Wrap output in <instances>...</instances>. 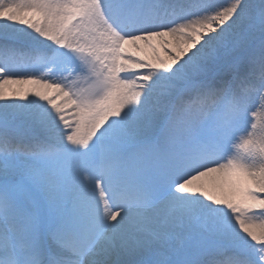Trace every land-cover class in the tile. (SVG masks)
I'll return each mask as SVG.
<instances>
[{"label":"snow or ice","instance_id":"6c2138e0","mask_svg":"<svg viewBox=\"0 0 264 264\" xmlns=\"http://www.w3.org/2000/svg\"><path fill=\"white\" fill-rule=\"evenodd\" d=\"M0 264H264V0H0Z\"/></svg>","mask_w":264,"mask_h":264},{"label":"bare ground","instance_id":"6f19581e","mask_svg":"<svg viewBox=\"0 0 264 264\" xmlns=\"http://www.w3.org/2000/svg\"><path fill=\"white\" fill-rule=\"evenodd\" d=\"M144 55H146V56H151V52L150 51H148V50H145V52L143 53ZM157 54L158 55H160L161 56V58H164V54L162 53V49H160L159 47H158V52H157ZM12 87H15V86H12ZM27 87V86H26Z\"/></svg>","mask_w":264,"mask_h":264},{"label":"rangeland","instance_id":"374dc122","mask_svg":"<svg viewBox=\"0 0 264 264\" xmlns=\"http://www.w3.org/2000/svg\"><path fill=\"white\" fill-rule=\"evenodd\" d=\"M162 53L164 54L163 50H162ZM164 56V55H163Z\"/></svg>","mask_w":264,"mask_h":264}]
</instances>
